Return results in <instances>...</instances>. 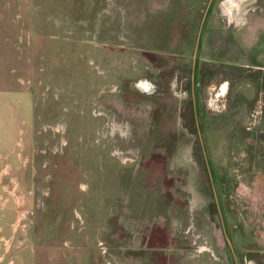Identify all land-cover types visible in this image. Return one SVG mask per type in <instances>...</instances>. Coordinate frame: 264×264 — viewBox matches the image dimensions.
I'll return each instance as SVG.
<instances>
[{
	"label": "rangeland",
	"instance_id": "rangeland-1",
	"mask_svg": "<svg viewBox=\"0 0 264 264\" xmlns=\"http://www.w3.org/2000/svg\"><path fill=\"white\" fill-rule=\"evenodd\" d=\"M208 1L0 0V264H264V0Z\"/></svg>",
	"mask_w": 264,
	"mask_h": 264
},
{
	"label": "water",
	"instance_id": "water-1",
	"mask_svg": "<svg viewBox=\"0 0 264 264\" xmlns=\"http://www.w3.org/2000/svg\"><path fill=\"white\" fill-rule=\"evenodd\" d=\"M210 1H211V0L208 1V4L210 3ZM206 10H207V8H206ZM205 14H206V12H205L204 15H203L202 22H203V19H204V17H205ZM202 22H201V24H202ZM199 35H200V33H198V35H197V40H196L195 47H194V51H193V58H195V56H196V51H197L198 42H199ZM149 85H150V84H148L147 79H137V80L134 82V86L137 87L139 90H141V91H143V92H145V91H147V90L149 89ZM198 132H199V129H198ZM217 207H218V210H219L218 203H217ZM220 214H221V213H220ZM229 244H230V246H231L230 241H229Z\"/></svg>",
	"mask_w": 264,
	"mask_h": 264
},
{
	"label": "trees",
	"instance_id": "trees-1",
	"mask_svg": "<svg viewBox=\"0 0 264 264\" xmlns=\"http://www.w3.org/2000/svg\"><path fill=\"white\" fill-rule=\"evenodd\" d=\"M197 1H198V0H197ZM204 1H205V0H199L200 4H201V2H204ZM174 18H175V17L173 16V17H172V20H173ZM207 173L209 174L210 177H212V173H211V171H210L209 168L207 169Z\"/></svg>",
	"mask_w": 264,
	"mask_h": 264
},
{
	"label": "crops",
	"instance_id": "crops-1",
	"mask_svg": "<svg viewBox=\"0 0 264 264\" xmlns=\"http://www.w3.org/2000/svg\"><path fill=\"white\" fill-rule=\"evenodd\" d=\"M263 34H260V36H262ZM255 37H256V35H255ZM264 37V36H263ZM247 38H250V36L248 35L247 37H246V39ZM260 38V37H259ZM255 40H256V38H254ZM261 39V38H260ZM247 40H249V39H247ZM253 40V39H252ZM256 41H259V39H257ZM225 87V86H224Z\"/></svg>",
	"mask_w": 264,
	"mask_h": 264
},
{
	"label": "flooded vegetation",
	"instance_id": "flooded-vegetation-1",
	"mask_svg": "<svg viewBox=\"0 0 264 264\" xmlns=\"http://www.w3.org/2000/svg\"><path fill=\"white\" fill-rule=\"evenodd\" d=\"M227 82H225V84H226ZM193 87V86H192ZM208 167V166H207ZM208 169V168H207Z\"/></svg>",
	"mask_w": 264,
	"mask_h": 264
}]
</instances>
